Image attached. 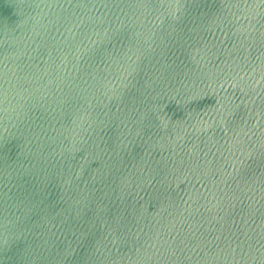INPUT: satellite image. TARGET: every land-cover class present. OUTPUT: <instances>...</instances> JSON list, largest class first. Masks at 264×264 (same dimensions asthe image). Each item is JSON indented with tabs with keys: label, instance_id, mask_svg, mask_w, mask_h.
Returning <instances> with one entry per match:
<instances>
[{
	"label": "water",
	"instance_id": "95a60500",
	"mask_svg": "<svg viewBox=\"0 0 264 264\" xmlns=\"http://www.w3.org/2000/svg\"><path fill=\"white\" fill-rule=\"evenodd\" d=\"M0 264H264V0H0Z\"/></svg>",
	"mask_w": 264,
	"mask_h": 264
}]
</instances>
